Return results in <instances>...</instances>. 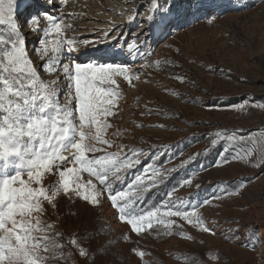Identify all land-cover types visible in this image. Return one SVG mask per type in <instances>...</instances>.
<instances>
[{
  "label": "rangeland",
  "instance_id": "rangeland-1",
  "mask_svg": "<svg viewBox=\"0 0 264 264\" xmlns=\"http://www.w3.org/2000/svg\"><path fill=\"white\" fill-rule=\"evenodd\" d=\"M149 5L150 0H53L51 5L46 0H35L29 11L46 9L53 15H64L65 23L74 25L68 36L92 32L79 39L90 42L81 45V62H88V54L94 49L100 54L93 56L95 59L139 64L137 68L133 66L134 72L139 71V82L132 87L122 82L120 111L110 119L113 130L124 133L117 143L143 149L145 156L126 172L117 189L127 188L136 176L145 174L149 165L164 175L163 182L145 194L144 208L167 202L169 192L177 202L182 199L186 204H197L219 194L225 186L233 190L241 184L244 187L235 197L213 200L211 206L198 209L214 222L210 226L216 228V236L200 233L172 218L182 225L175 229L177 235L160 234L162 226H157L160 231L140 237L131 234L125 240L121 234L128 236L129 230L115 218L116 210L106 199L98 209L78 204L79 219L68 220L63 230L67 234L78 227L84 235L86 228L90 234L92 228L103 225L95 240L84 239L81 243L92 252L101 244L111 245L110 264H264V165L253 166V157V163L233 161L217 166L225 147L232 155H242L245 148L229 140L218 141L215 147L210 144L217 132L246 140L249 136H264V0H176L178 16L174 26L164 30L147 23ZM209 12L216 17L211 23L206 19ZM130 15L135 20L126 24ZM120 21L123 24L119 25ZM106 31L110 33L108 39L103 37ZM143 31L146 34L141 37L142 47L150 54L151 62L171 61L176 66L162 63L163 71L142 67L148 60L128 56L126 47L123 54H115L125 40L131 42L136 33ZM27 32L24 27L28 54L39 66L44 63L37 52L39 36ZM111 37H119V44ZM41 75L48 79L43 71ZM174 76H184L187 83H180ZM173 92L178 95L173 97ZM145 104L159 109L161 115L154 112L150 117L142 116ZM140 124L144 125L142 129L136 127ZM186 179H191V185L183 183ZM65 207L62 202L61 210ZM51 220L56 221L55 213ZM233 220L255 227L260 240L255 250L240 246L243 241H225L220 233L234 227ZM180 232L192 239H182ZM131 249L145 252L144 258L133 255ZM70 264H85V260L77 254Z\"/></svg>",
  "mask_w": 264,
  "mask_h": 264
},
{
  "label": "snow or ice",
  "instance_id": "snow-or-ice-1",
  "mask_svg": "<svg viewBox=\"0 0 264 264\" xmlns=\"http://www.w3.org/2000/svg\"><path fill=\"white\" fill-rule=\"evenodd\" d=\"M46 2L51 5L53 0ZM34 3L35 0H0V264H70L77 254L85 264H110L111 245L101 244L92 252L81 243L84 239L95 240L103 225L92 228L90 234L86 228L84 235L78 227L67 234L63 230L68 220L79 219L78 204L85 209H98L105 199L116 210L115 218L129 230L128 236L121 234L125 240L131 234L140 237L160 231L157 226H162L160 234L177 235L175 229L182 225L172 218L200 233L216 236V228L210 226L214 222L198 209L211 206L213 200L239 195L244 185L235 190L225 186L219 194L197 204H186L182 199L177 202L169 192L167 202L144 208L145 194L162 183L164 175L149 165L143 176H136L127 188L117 189L126 172L145 156L143 149L117 143L124 133L113 130L110 119L120 111L122 82L134 86V82H139V71L134 72L131 64L95 58L81 62V45L90 42L67 35L74 25L65 23L64 15H53L46 9L30 12ZM148 7L149 26L161 30L174 26L178 16L176 0H150ZM206 19L211 23L216 17L209 12ZM134 20L135 16L130 15L128 22ZM25 25L39 36L37 52L44 62L39 66L28 54ZM142 36L140 32L131 42L125 40L115 54H123L126 47L128 56L148 60L142 67L163 71L162 63L172 65L171 61L151 62L150 54L142 47ZM103 37L108 39L110 33L104 32ZM111 38L119 44V37ZM176 51L179 55L180 50ZM41 71L48 79L42 77ZM173 78L187 83L184 76ZM154 112L161 115L159 109L145 104L141 115L150 117ZM136 127L142 129L144 125ZM223 140L240 142L245 151L232 155L230 148L225 147L217 166L233 161L253 163V157V166L264 165V136H249L246 140L217 132L210 144L215 147ZM183 183L191 185L192 181L186 179ZM62 202L66 203L63 211ZM52 213L56 214L55 222L51 220ZM231 223L235 226L220 233L225 241H243L240 246L255 250L260 243L255 227L241 225L239 220ZM249 228L251 233L247 232ZM179 235L192 239L186 232ZM130 251L140 259L145 256L143 251Z\"/></svg>",
  "mask_w": 264,
  "mask_h": 264
},
{
  "label": "bare ground",
  "instance_id": "bare-ground-1",
  "mask_svg": "<svg viewBox=\"0 0 264 264\" xmlns=\"http://www.w3.org/2000/svg\"><path fill=\"white\" fill-rule=\"evenodd\" d=\"M209 7V6H208ZM207 9H209V8H207ZM101 18H103L102 16H101ZM101 23V22H100ZM119 23V25L120 24H123V22L122 21H120V22H118ZM127 23H129L128 21L126 22V24ZM102 24V23H101ZM116 24V23H115ZM25 28H26V31H28L27 32V34H31L32 32L31 31H29V28H28V26L27 25H25ZM77 30V29H76ZM80 31V30H79ZM96 31V30H95ZM146 32H147V30H146ZM146 32H144L143 31V34H146ZM70 33V32H69ZM89 36V35H93L92 34V32H88V30H85L84 32H80V34H77V35H72V36H70V37H72V38H74V39H76V40H79L80 38H82L83 36ZM34 50H35V48L34 47H32L31 48V53H33L34 52ZM98 53L93 49V50H90V52H89V54H88V57H87V59H92L93 58V56H95V55H97ZM98 55H100V54H98ZM135 68H137V67H139V64H135V65H133Z\"/></svg>",
  "mask_w": 264,
  "mask_h": 264
}]
</instances>
